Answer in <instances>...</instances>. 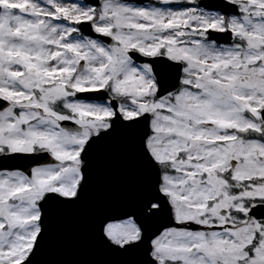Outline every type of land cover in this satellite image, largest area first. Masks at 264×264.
I'll return each instance as SVG.
<instances>
[{"label":"snow or ice","instance_id":"snow-or-ice-1","mask_svg":"<svg viewBox=\"0 0 264 264\" xmlns=\"http://www.w3.org/2000/svg\"><path fill=\"white\" fill-rule=\"evenodd\" d=\"M126 145L94 264H264V0H0V264H45Z\"/></svg>","mask_w":264,"mask_h":264},{"label":"water","instance_id":"water-1","mask_svg":"<svg viewBox=\"0 0 264 264\" xmlns=\"http://www.w3.org/2000/svg\"><path fill=\"white\" fill-rule=\"evenodd\" d=\"M144 178L145 173L136 163L130 145H126L117 156L102 154L96 166L95 186L86 206L72 212L59 223L57 234L42 257L45 264L49 261L94 264L107 259L92 233V217L98 210L130 199Z\"/></svg>","mask_w":264,"mask_h":264}]
</instances>
